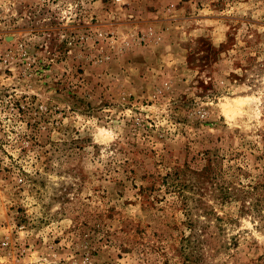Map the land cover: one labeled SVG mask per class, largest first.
I'll list each match as a JSON object with an SVG mask.
<instances>
[{"label":"rangeland","instance_id":"rangeland-1","mask_svg":"<svg viewBox=\"0 0 264 264\" xmlns=\"http://www.w3.org/2000/svg\"><path fill=\"white\" fill-rule=\"evenodd\" d=\"M0 264H264V0H0Z\"/></svg>","mask_w":264,"mask_h":264}]
</instances>
